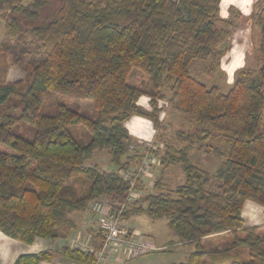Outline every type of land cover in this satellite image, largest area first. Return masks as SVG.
Listing matches in <instances>:
<instances>
[{
    "label": "trees",
    "instance_id": "trees-1",
    "mask_svg": "<svg viewBox=\"0 0 264 264\" xmlns=\"http://www.w3.org/2000/svg\"><path fill=\"white\" fill-rule=\"evenodd\" d=\"M219 4L0 0V57L9 58L0 62L4 234L25 244L66 238L75 228L71 213L97 199L126 202L140 177H123L130 161L125 122L140 115L159 129L163 101L189 127L177 128L173 141L163 143L154 192L141 197L143 205L125 207L122 216L165 218L179 244L195 246L185 262L170 264H264V225L248 226L242 217L246 201L264 210V0L253 12L259 26L258 80L241 70L225 93L207 87L190 69L194 60L209 62L204 71L212 76L226 52L222 45L233 21L220 16ZM11 65L23 79L6 80ZM132 69L144 74L146 87L127 83ZM141 94L149 98V108L138 104ZM78 127L85 132L76 136ZM101 152L114 169L92 161ZM170 167L181 169L183 182L170 185ZM224 233L232 236L227 248H202V239ZM60 254L83 264L96 261L91 250L77 247H63ZM52 255L21 254L12 264H43Z\"/></svg>",
    "mask_w": 264,
    "mask_h": 264
},
{
    "label": "rangeland",
    "instance_id": "rangeland-1",
    "mask_svg": "<svg viewBox=\"0 0 264 264\" xmlns=\"http://www.w3.org/2000/svg\"><path fill=\"white\" fill-rule=\"evenodd\" d=\"M222 1H220V13L222 12V7L224 5V2ZM230 1H236L237 3V0ZM261 2L262 0H255L252 4V10ZM237 5L241 7L240 10H245L242 3H237ZM232 10L234 11V9ZM253 12L250 13V17L248 19L249 23L240 24V19L234 17L230 8L227 9L226 18L233 21L232 27L235 29V34L232 35V37L230 34V36L223 42L222 48L226 49V52L220 61L219 67L214 70L212 76H209L204 71L209 65V62L194 60L190 64L192 75L200 82H203L207 87L216 85L222 93H225L229 90V88H231L241 70L245 71L253 81L258 80V68L260 65V56L257 52L259 26H257L258 24L255 20ZM185 14L186 13L183 10V15L186 16ZM3 33L4 22L0 19V41ZM236 41H239L240 44L236 43ZM245 50L247 51L245 52ZM242 53L244 56L241 55L239 57ZM8 59V57L5 59L0 57L1 64H7ZM23 77L24 74L18 67L12 65L7 67L5 77L7 81L14 82L16 80L23 79ZM126 80L129 85L137 88L142 89L147 86L146 77L142 72L136 69H132L130 71ZM163 93L166 97H169L167 89H163ZM148 101L149 98L145 94H141L138 98V104L146 108H148ZM160 104L163 107V111L159 116V119L162 121L159 129L154 128L153 122L150 119L140 115H133L125 122V126L130 135V139L126 142L127 151L125 154L127 157L130 156L128 165L129 172L127 171L125 173L128 178H130L132 174L140 177V181L138 183L139 188L133 189L132 198L121 204L102 199V201L105 202V207L109 211V214L113 211L120 213L121 224L129 230H133L138 235L139 239H147L157 248V250H153L143 256L129 258L131 264L133 262L134 264H170L185 262L188 254L195 250V246L193 245L183 246L177 242V238L167 228L165 218L151 219L143 214L127 218L122 216V212L125 207H131L135 203L143 205L141 197L154 192L153 183L160 177L162 172L158 159L163 152L161 150L163 143L173 141L174 132L177 128L189 127L182 115L173 110L167 102L160 101ZM84 105V108L89 109V105ZM80 130L85 132L82 128L78 127L74 129V134L78 136L77 132ZM122 159H124V156ZM92 161L98 162V166L101 169H114V167L109 166V157L103 152L97 153L93 157ZM199 164L200 167L204 168V164L202 162ZM210 166L211 169H213L214 165ZM167 175L168 182L171 186L179 184L184 180V176L180 168H174L171 173L167 172ZM89 207H91V204H88L85 211H88ZM120 209H122V211ZM70 217L74 222L75 220H78L73 214H70ZM94 220L95 222L93 223L94 226L96 223L95 227L97 234L101 237V232L96 218ZM99 241L100 239L98 238L97 245L99 244ZM231 242L232 236L229 233H225L218 237H208L202 239L201 245L203 249H224L227 248Z\"/></svg>",
    "mask_w": 264,
    "mask_h": 264
},
{
    "label": "crops",
    "instance_id": "crops-1",
    "mask_svg": "<svg viewBox=\"0 0 264 264\" xmlns=\"http://www.w3.org/2000/svg\"><path fill=\"white\" fill-rule=\"evenodd\" d=\"M222 2H224V5L222 7L221 13H220V7H219V13L221 17L226 18L227 9L230 8V9H234V13L237 12L240 14V24L249 23L248 19L250 17V13L253 12V10L255 9L254 8L252 10V4L255 2V0H237V3L243 4V8L245 10H240L241 7L237 5L236 1L231 2L230 0H223ZM230 30H231V37H232V35L235 34L234 33L235 29L234 27L230 26ZM236 43L240 44L239 41H236ZM246 51L247 50H245V52ZM241 55H243V53L240 54L239 57ZM148 108H149V104H148ZM172 170L173 169L170 167L167 170V172L171 173ZM71 214H73L78 220L77 221L75 220L74 222L75 228L70 230L66 238H59L56 240L35 238L31 244H25V243L18 241L17 239H14L4 234L0 230V264H12L14 260L17 258V256L21 254L38 253L44 250L52 252L53 255L50 261H46L43 264H83V263L75 262V261H72V260H69L63 257L60 254V251L63 247H71V248L77 247L83 250H93L95 248H98L99 244L97 245L98 237H97V231L95 227L96 223H95V226L93 223L95 222L94 220L95 216L92 214L90 207L88 211H85V212L75 211ZM242 217L244 219L245 224L248 226L264 225L263 208L251 201H246L244 203V206L242 209ZM220 235H223V234H220ZM220 235H215L212 237H218ZM99 264H131V263L128 257H126L123 253L118 252V254H116L112 258H109L108 260H105L104 262H100ZM132 264H134V262ZM135 264H138V263H135ZM139 264H142V263H139Z\"/></svg>",
    "mask_w": 264,
    "mask_h": 264
},
{
    "label": "built area",
    "instance_id": "built-area-1",
    "mask_svg": "<svg viewBox=\"0 0 264 264\" xmlns=\"http://www.w3.org/2000/svg\"><path fill=\"white\" fill-rule=\"evenodd\" d=\"M123 177L124 179H129L126 173L123 174ZM131 185H133L132 181ZM132 196L133 189L129 192L126 202ZM105 206L104 201L95 200L91 203L90 207L101 232L99 247L91 250L96 257L94 264H99L112 258L118 252L123 253L128 258H136L157 250L151 241L139 239L133 230H129L121 224L120 213L113 211L109 214ZM122 209L120 210L122 211Z\"/></svg>",
    "mask_w": 264,
    "mask_h": 264
}]
</instances>
